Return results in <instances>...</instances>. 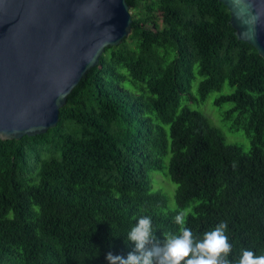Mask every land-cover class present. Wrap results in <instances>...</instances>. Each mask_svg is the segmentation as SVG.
Segmentation results:
<instances>
[{
	"label": "trees",
	"instance_id": "trees-1",
	"mask_svg": "<svg viewBox=\"0 0 264 264\" xmlns=\"http://www.w3.org/2000/svg\"><path fill=\"white\" fill-rule=\"evenodd\" d=\"M127 1L131 34L88 70L58 124L0 138V264H108L133 251L140 217L162 241L179 234L180 212L194 239L226 222L230 260L264 255V57L220 0ZM226 83L215 103L234 104L248 151L188 103ZM155 172L177 184L174 208Z\"/></svg>",
	"mask_w": 264,
	"mask_h": 264
},
{
	"label": "water",
	"instance_id": "water-1",
	"mask_svg": "<svg viewBox=\"0 0 264 264\" xmlns=\"http://www.w3.org/2000/svg\"><path fill=\"white\" fill-rule=\"evenodd\" d=\"M240 40L264 57V0H220ZM132 32L127 0H0V138L55 127L108 46Z\"/></svg>",
	"mask_w": 264,
	"mask_h": 264
},
{
	"label": "clouds",
	"instance_id": "clouds-1",
	"mask_svg": "<svg viewBox=\"0 0 264 264\" xmlns=\"http://www.w3.org/2000/svg\"><path fill=\"white\" fill-rule=\"evenodd\" d=\"M180 225L179 234L165 233L161 241L153 234L150 217L142 216L128 232L125 242L134 244L133 251L125 258L107 253L108 264H264V255L255 256L243 250L238 259L230 260L232 246L226 231L228 224L221 221L202 239H194L190 228L184 227V213L175 216Z\"/></svg>",
	"mask_w": 264,
	"mask_h": 264
},
{
	"label": "rangeland",
	"instance_id": "rangeland-1",
	"mask_svg": "<svg viewBox=\"0 0 264 264\" xmlns=\"http://www.w3.org/2000/svg\"><path fill=\"white\" fill-rule=\"evenodd\" d=\"M135 10H131L133 14ZM199 77L197 80L194 81L192 87V94L195 97H199V89L198 84ZM128 82V81H127ZM232 91V88L229 86L228 83L225 84L224 88L221 90L212 91L205 101L195 100L189 101L188 103L191 105L192 108L198 109L204 113H206L213 124L219 126L224 134L227 137L228 142H236L241 145L244 150L248 151L251 148V139L245 133L243 128H239L238 130H233L232 126H234V121L237 116V112L230 114L228 116V110L233 107L232 102H226L222 105H217L215 100L222 95L223 93H229ZM187 95L183 97V103H187ZM153 178L155 179L154 186L156 188L162 189V191L168 197V208H174L176 206V199H175V192L177 188V184L173 182L171 179L166 177L160 172H155L153 174ZM193 203L190 206L184 209L185 215L191 211Z\"/></svg>",
	"mask_w": 264,
	"mask_h": 264
}]
</instances>
